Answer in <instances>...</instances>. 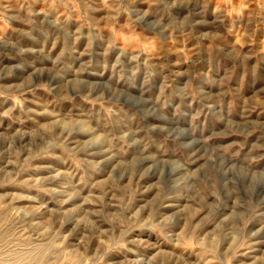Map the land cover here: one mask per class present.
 I'll list each match as a JSON object with an SVG mask.
<instances>
[{"label":"rangeland","instance_id":"rangeland-1","mask_svg":"<svg viewBox=\"0 0 264 264\" xmlns=\"http://www.w3.org/2000/svg\"><path fill=\"white\" fill-rule=\"evenodd\" d=\"M0 264H264V0H0Z\"/></svg>","mask_w":264,"mask_h":264}]
</instances>
